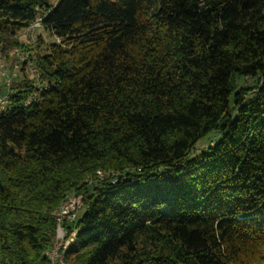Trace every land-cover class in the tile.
I'll list each match as a JSON object with an SVG mask.
<instances>
[{"label": "trees", "instance_id": "16d2710c", "mask_svg": "<svg viewBox=\"0 0 264 264\" xmlns=\"http://www.w3.org/2000/svg\"><path fill=\"white\" fill-rule=\"evenodd\" d=\"M37 19L58 42L0 108V264H50L70 195L73 264H264V0H0V45Z\"/></svg>", "mask_w": 264, "mask_h": 264}, {"label": "rangeland", "instance_id": "374dc122", "mask_svg": "<svg viewBox=\"0 0 264 264\" xmlns=\"http://www.w3.org/2000/svg\"><path fill=\"white\" fill-rule=\"evenodd\" d=\"M55 1L52 0V2ZM13 39L17 41L18 47L10 44L0 45V96L2 97L7 94L10 87L23 79L37 80V70L34 60L37 45L40 46V52H43L47 45L58 42L56 38L42 28L37 29L31 36L20 31ZM29 54L32 58V63H30L31 65H25L23 62ZM241 83L246 86L253 85L252 81L248 79ZM5 106L2 105L0 108L3 109ZM213 140H215V137L210 138L209 142ZM84 212L85 207L78 211L77 218L79 219Z\"/></svg>", "mask_w": 264, "mask_h": 264}, {"label": "built area", "instance_id": "2783aa9c", "mask_svg": "<svg viewBox=\"0 0 264 264\" xmlns=\"http://www.w3.org/2000/svg\"><path fill=\"white\" fill-rule=\"evenodd\" d=\"M40 19L29 25L23 32L32 35L37 29H41ZM31 65V64H29ZM7 102V96H0V107ZM101 177V173H97ZM83 207L82 196L70 195L53 210L52 217L55 222V237L51 248L46 253L50 264H73L71 248L74 245L75 230H68L77 221V214Z\"/></svg>", "mask_w": 264, "mask_h": 264}]
</instances>
